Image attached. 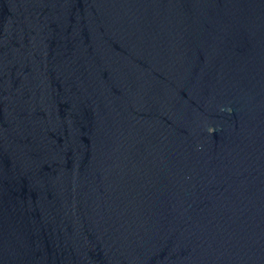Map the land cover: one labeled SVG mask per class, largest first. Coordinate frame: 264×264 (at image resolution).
<instances>
[{
	"label": "water",
	"instance_id": "water-1",
	"mask_svg": "<svg viewBox=\"0 0 264 264\" xmlns=\"http://www.w3.org/2000/svg\"><path fill=\"white\" fill-rule=\"evenodd\" d=\"M0 264H264V0H0Z\"/></svg>",
	"mask_w": 264,
	"mask_h": 264
}]
</instances>
